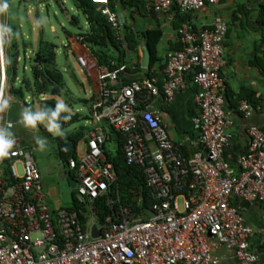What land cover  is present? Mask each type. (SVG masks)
<instances>
[{"label": "built area", "instance_id": "1", "mask_svg": "<svg viewBox=\"0 0 264 264\" xmlns=\"http://www.w3.org/2000/svg\"><path fill=\"white\" fill-rule=\"evenodd\" d=\"M92 1L126 48L124 19L110 8L109 0ZM220 1L151 0L150 8L161 13L175 6L181 12H195ZM226 31L220 16L199 29L181 24L177 38L182 48L166 55L161 87L155 76L121 84L118 70L98 65L99 96L92 104L98 125L88 132L85 148L66 165L76 182L77 199L85 205V222L66 208L53 213L32 152L17 137L5 138L11 147L2 158L10 159V174L19 181L8 186L0 168V264H220V257L212 254V248L220 247L232 252L229 264L258 260L249 247L252 227L232 201L238 197L264 202V128L247 126V148L237 159L236 171L224 155L231 136L221 74ZM3 48L0 20V97ZM188 75L198 87V112L191 121L200 148L186 155L169 138L150 99L162 94L171 100ZM255 108L246 99L238 105L245 117ZM103 119L123 134L126 163L145 175L152 200L145 216L115 206L117 196L107 194L116 175L105 158ZM102 195H107L112 214L98 221L94 199ZM94 224L98 236L92 235Z\"/></svg>", "mask_w": 264, "mask_h": 264}, {"label": "crops", "instance_id": "2", "mask_svg": "<svg viewBox=\"0 0 264 264\" xmlns=\"http://www.w3.org/2000/svg\"><path fill=\"white\" fill-rule=\"evenodd\" d=\"M17 1L20 4H25L32 0H6L8 8L5 12L0 13L4 43L2 59L5 76L3 92L0 97V138L5 140L7 136L17 137L33 155V151L39 145L45 143V139L40 138L42 132L50 136L54 142V136L66 130L67 127L64 125L63 128H60L59 125V130H57L44 118L38 100L29 88V84L31 85L33 80L34 54L42 45V42L47 40L41 36L35 45L31 40L26 41L24 38L26 36L25 31L22 30L23 21L18 11L19 7L16 6ZM4 2L5 0H0V3ZM71 2L73 7L82 13L75 6L74 1L71 0ZM150 4L151 0H115L113 6H111L109 1L110 8L113 7L114 11L121 15L124 22L130 25L134 32L155 27L161 29L162 36L156 47V54L160 60L154 65L156 75H153L157 78L160 87L164 76L165 57L168 52L176 50L181 44L177 38V29L181 24L185 23L193 29H199L203 24L211 23L216 16H220L226 22L227 31L224 37L223 53L225 65L221 74L224 78V110L231 119V124L227 130L231 136L225 147L224 155L230 165L237 171V159L247 148V126L254 123L264 128V0H221L215 5L206 6L202 11L195 12H181L174 6L160 13L153 11ZM85 21L88 28L86 18ZM67 40L68 42L64 47L70 49L79 61L81 71L88 77L92 93L90 99H86V102L89 103L88 109L89 113L91 111L92 118L84 119L83 123L78 124V126L86 125L89 128L84 136L77 141L75 145L76 154L77 150L82 151L85 148L88 132L98 125L93 117L92 104L98 100L99 96V68L97 59L90 49L80 42L77 35L69 34ZM137 40L139 42L137 53H129L126 56V62L122 63L121 66L122 68H129L128 71H125V75L120 78L145 77V69L147 68L141 66V58L142 46L146 43L143 38L139 37V34H137ZM12 44H15V46ZM57 52L58 48L56 49V60L58 57ZM27 59H29V62ZM136 62L140 64L143 70H135ZM57 66L59 67L58 63ZM120 78L119 81H121ZM15 87H21L23 93L17 92ZM197 90L198 87L192 82L191 76L188 75L185 78V86L175 92L171 100H165L162 94L150 99V105L159 112L169 138L186 155L200 148L199 134L194 129L191 121L192 117L198 112L195 103ZM46 95H42L41 98H46ZM58 97L66 102L64 96ZM249 98H252L250 103H255L254 105L258 108H255L251 115L245 117L238 109V105L240 100L247 99L248 101ZM81 101L86 103L85 99ZM67 106L69 107V104ZM69 109L73 110V107L70 106ZM39 113L56 131L55 135L48 131L41 119L36 120L34 125L27 123L26 117H36ZM101 124L106 135L104 152L106 150L110 154H116L118 150L123 151V134L111 128L106 119L101 120ZM54 151L56 154V146ZM33 158L35 160L34 155ZM1 159L2 156L0 161ZM40 162L41 167L36 164L41 174L42 185L50 209L58 210L68 207L63 206L59 201V192L56 185H54L56 180L65 181L71 201V193L72 190H75V187L70 182L68 169L59 160L58 173L52 178L46 174H52L53 170L57 169L55 167L53 169L44 168L43 161ZM232 202L239 209L244 221L252 227L249 247L258 256V260L254 264H264V202L258 200L250 202L238 197H234ZM212 254L220 257V264H229L234 260L232 252L225 247L212 248Z\"/></svg>", "mask_w": 264, "mask_h": 264}, {"label": "trees", "instance_id": "3", "mask_svg": "<svg viewBox=\"0 0 264 264\" xmlns=\"http://www.w3.org/2000/svg\"><path fill=\"white\" fill-rule=\"evenodd\" d=\"M73 1L88 22V28L86 30H80L76 35L80 42L90 49L93 56L97 59L98 65L105 64L110 70H118L119 78L125 75V71H128L129 67L122 68L121 64L126 62L125 59L129 53H137L139 45L137 34H139V37L144 39L151 55L150 65L145 69V77L156 75L154 65L160 60L156 54V47L162 36L160 28H148L134 32L132 27L125 23L123 36L126 40L127 47L124 48L121 40L115 37L106 17L100 12L96 3L92 0ZM109 1L111 6H113L115 0ZM55 2L58 3L62 10H66L61 0H55ZM70 21L73 25H79V18L75 15L71 16ZM69 34L70 33L67 32V36H69ZM12 45L15 46V44ZM180 48H182L181 44L177 49ZM56 49L57 45L55 43L43 41L42 45L36 50L34 54L35 64L32 67L33 80L31 85L29 84V88L38 100L41 114L55 129L59 130L57 119H61L64 125L68 127L78 122L80 119L92 118V115H90L91 111L85 115L76 111L70 112L66 107H63L59 111L57 110L58 105L62 104L55 99L56 96H64L69 107L73 106L67 101V98H71V90L64 80L62 71H60L57 66ZM135 66L136 71L143 70L139 63L136 62ZM142 78H120L122 82H119L127 84L132 81L141 80ZM15 90L21 94L23 93L21 87H15ZM44 94H50L51 96L41 98ZM248 101H252V98H249ZM252 104L254 105L255 103ZM88 128L89 127L86 125H79L71 131L64 130L54 136L56 155L65 166L68 160L75 156V145L77 141L84 136ZM105 158L107 161L112 162L113 171L116 175V179L107 193L108 195L117 196L118 201L115 206L122 205L128 207L135 215L145 216L146 210L151 207L152 200L143 171L136 165H128L123 157V151L121 150H118L116 154H110L105 150ZM10 162V159L7 158H2L0 161L2 175L8 186L14 185L19 181L18 178L10 174ZM94 208L97 212L98 221H103L107 216L112 214V208L107 204V195L95 198ZM66 209L75 211L80 219L85 222L86 217L84 212L86 208L83 203L78 201L75 190H72L71 201ZM52 211L56 213L57 210Z\"/></svg>", "mask_w": 264, "mask_h": 264}, {"label": "rangeland", "instance_id": "4", "mask_svg": "<svg viewBox=\"0 0 264 264\" xmlns=\"http://www.w3.org/2000/svg\"><path fill=\"white\" fill-rule=\"evenodd\" d=\"M64 2L66 10H62L55 0H32L25 4L16 2V6L19 7L18 11L21 14V20L23 21L22 30L25 31L26 41H32L33 44L37 42L41 36L45 40L53 42L57 45V63L60 71H62L64 80L71 90V98L67 101L72 104L73 110L69 109L67 102L61 97L56 96L55 99L64 107L68 108L70 112H79L82 115L89 113V103H84L82 99L89 100L91 93V86L86 74L81 71L79 61L74 56L70 49L64 46L68 42V36L66 32L76 35L80 30H86L87 25L82 13L78 12L72 5L71 0H61ZM72 15L79 18V25H73L70 21ZM53 28V29H52ZM29 62V59H27ZM47 94L46 97H50ZM41 116V114L39 113ZM43 125L47 127L48 131H51L52 135H55L51 125L42 117ZM84 122V119H80L78 122L71 124L67 127L66 131H70L78 124ZM40 138L45 139L43 144L39 145L34 151L36 163L41 167V160L43 161L44 168L48 167L57 170H53L52 174H46L53 178L57 175L59 169V159L55 154V146L52 138L45 135L43 132L40 134ZM1 158V156H0ZM54 168V169H55ZM46 171V169H44ZM17 171L20 175L22 173L20 163H17ZM56 179V178H55ZM59 192V201L63 206H69L70 195L65 181H54ZM55 203V202H53ZM56 204V203H55Z\"/></svg>", "mask_w": 264, "mask_h": 264}, {"label": "water", "instance_id": "5", "mask_svg": "<svg viewBox=\"0 0 264 264\" xmlns=\"http://www.w3.org/2000/svg\"><path fill=\"white\" fill-rule=\"evenodd\" d=\"M150 52L147 48L146 45H143L142 46V58H141V66L144 67V68H148L149 67V64H150ZM53 93V92H52ZM59 125H60V128H63L64 127V123L61 119H57ZM70 182L71 184L75 187L76 186V182L74 180V178L70 175ZM148 214L149 216H152L153 215V212L152 211H148ZM92 235L93 236H98L99 235V230L97 229L96 227V224H94L92 226Z\"/></svg>", "mask_w": 264, "mask_h": 264}, {"label": "clouds", "instance_id": "6", "mask_svg": "<svg viewBox=\"0 0 264 264\" xmlns=\"http://www.w3.org/2000/svg\"><path fill=\"white\" fill-rule=\"evenodd\" d=\"M8 4L5 0L4 3H0V13H3L7 10ZM64 105H58V111L61 110ZM42 119V116L37 114L36 117H26L27 123L29 125H34L36 120ZM11 147L10 142L5 141L4 139L0 138V156H4L7 154V149Z\"/></svg>", "mask_w": 264, "mask_h": 264}]
</instances>
